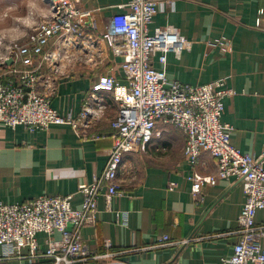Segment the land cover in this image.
<instances>
[{
	"label": "crops",
	"instance_id": "crops-1",
	"mask_svg": "<svg viewBox=\"0 0 264 264\" xmlns=\"http://www.w3.org/2000/svg\"><path fill=\"white\" fill-rule=\"evenodd\" d=\"M0 1L6 8L7 0ZM37 1L43 10L32 2L28 10L33 19L47 17V1ZM73 1L91 17L85 32L96 40L95 54L91 61L78 57L68 66L70 78L58 79L52 107L76 118L85 105L95 107L94 94L104 108L80 131L57 124L35 131L0 126L3 205L73 195L72 206L80 208L79 184L94 182L112 147L111 121L118 106L111 91L94 93L91 85L108 76L125 83L120 58L112 55L102 35L109 19L128 11L131 0ZM165 27L176 28L192 41V47L180 57L168 53L165 65L155 57L154 67L164 70L170 80L189 85L223 80L234 91L232 97L223 99L221 116L222 124L231 129V144L242 153L260 156L264 151V0H175L173 7L157 13L149 30L153 33ZM80 40L88 43L86 37ZM4 47H0L2 52ZM157 131L160 137L152 140L145 153L124 156L118 173L121 195L113 198L110 212L104 199L98 200L97 223L84 227L82 237L98 254L105 253L103 241H110L114 256L106 263L170 264L176 259L181 264H220L232 255L237 241V219L245 202L242 186L217 180L204 185L200 199H195L183 133L162 123ZM197 170L214 175V159L203 153ZM255 220L264 226V209ZM162 237L168 242L158 246ZM46 239L43 233L37 235L38 254L45 252ZM9 264H49V260L37 257L31 262L25 257Z\"/></svg>",
	"mask_w": 264,
	"mask_h": 264
},
{
	"label": "built area",
	"instance_id": "built-area-1",
	"mask_svg": "<svg viewBox=\"0 0 264 264\" xmlns=\"http://www.w3.org/2000/svg\"><path fill=\"white\" fill-rule=\"evenodd\" d=\"M46 1L49 15L34 25L27 40L11 44L3 52L0 48V126H23L35 131L57 124L80 131L104 108L95 95L91 96L95 107L85 105L76 118L59 113L51 102L58 79L70 78L68 66L78 57L93 59L96 40L85 32L91 17L78 9L76 1ZM174 1L131 0L126 5L128 11L109 19L102 38L112 55L120 58L125 83L108 76L91 85L94 93L111 91L118 106L111 121L113 143L105 167L93 183L79 184L80 208L72 206L73 195L41 196L13 205L0 203V264L25 257L31 262L37 257L48 259L49 264H120L105 262L114 256L109 240L103 241L105 253L98 254L85 242L81 230L97 223L100 198L106 203V211H112L113 198L121 195L118 173L124 156L145 153L152 140L160 137V123L181 131L185 137L184 155L191 168L188 179L195 199H200L204 185L217 180L242 186L245 202L237 219V241L232 255L220 264H264V226H258L255 220L257 212L264 209V151L253 157L231 144V129L222 124L221 116L223 99L232 97L234 91L226 88L223 80L201 85L170 80L164 70L154 67L155 57L165 65L168 53L180 57L192 47V41L174 27L150 33L154 17L173 7ZM83 37L88 43H82ZM10 58L13 63L6 65ZM203 153L214 159V175L198 172ZM40 233L47 236L42 254H38ZM160 240L158 246L168 242L167 237ZM170 264L181 263L174 259Z\"/></svg>",
	"mask_w": 264,
	"mask_h": 264
},
{
	"label": "rangeland",
	"instance_id": "rangeland-1",
	"mask_svg": "<svg viewBox=\"0 0 264 264\" xmlns=\"http://www.w3.org/2000/svg\"><path fill=\"white\" fill-rule=\"evenodd\" d=\"M36 0H7L6 8L2 7L0 1V41L8 47L13 43L23 44L31 34L34 25L41 21L42 16L33 19L31 10L34 7L43 10ZM32 6V7H31ZM4 47V46H3ZM5 48V47H4Z\"/></svg>",
	"mask_w": 264,
	"mask_h": 264
},
{
	"label": "water",
	"instance_id": "water-1",
	"mask_svg": "<svg viewBox=\"0 0 264 264\" xmlns=\"http://www.w3.org/2000/svg\"><path fill=\"white\" fill-rule=\"evenodd\" d=\"M12 63H13V59H12V58L8 59V60L5 62L6 65H11Z\"/></svg>",
	"mask_w": 264,
	"mask_h": 264
}]
</instances>
